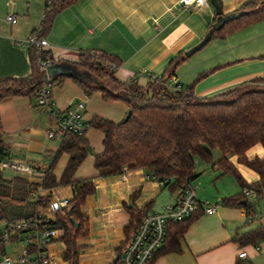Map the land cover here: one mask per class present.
<instances>
[{"label": "crops", "instance_id": "0c3cea01", "mask_svg": "<svg viewBox=\"0 0 264 264\" xmlns=\"http://www.w3.org/2000/svg\"><path fill=\"white\" fill-rule=\"evenodd\" d=\"M247 1L222 0L224 14L235 12ZM178 2L78 0L56 15L50 33L45 36L50 43L49 50L58 63L74 66L80 52L86 50L115 54L122 60L115 72L116 78L124 82L136 78L139 86L146 88L153 76L163 75L171 60L198 44L216 22L217 14L211 2L191 10ZM45 4L46 0H0V79L6 76L26 77L31 73L29 47L20 42L27 40L40 27ZM11 13L19 16L16 24L6 19ZM219 66L222 69L204 80L206 85L202 83L204 86L197 87V96L217 95L255 78L247 73L221 77L237 65L218 64L209 70ZM179 69L167 83L182 85ZM100 82L106 85L104 81ZM100 97L108 101L99 90L89 94L80 83L67 78L55 86L51 102L56 110L84 102V119L88 121L96 115L109 117L92 107L93 99ZM124 105L118 117H113L116 120L108 119L120 121L124 118L128 112L127 105ZM0 119L4 140L10 149L9 158L25 161L38 170L31 175L14 172L11 177H5L1 171L3 177L11 179L24 175L32 182L40 183L49 155L60 146L61 135L48 138L50 130L58 129L56 121L45 107L39 105L36 95H16L0 102ZM96 130L92 127L86 132L93 152L75 174L77 179L92 178L96 186V191L86 198L81 208L87 221V232L78 239L80 264H115L117 256L133 235H128L125 230L131 220L128 209L135 207L147 213L162 212L178 199L180 190L148 178L150 174L144 168L100 176L95 167V155L104 150V134ZM246 155L249 158L264 157V147L257 144ZM69 159L67 153L61 155L54 171L58 180ZM217 159L219 157L214 160ZM230 161L247 182L259 180V174L239 163L238 156H232ZM207 165L202 171L196 169L197 176L192 180V186L201 201L217 205L216 212L197 211L195 220L179 239L180 250L161 251L162 247L152 264H264V239L248 244L234 240L237 235L264 227V195L250 198L256 201L254 216L243 205L225 204L224 198L241 194L242 188L232 174L222 175L219 168L210 163ZM49 192L56 200L73 198L71 186H59L41 193ZM18 248L14 243L3 247L2 251L14 252ZM49 252L54 256L52 264H68L60 239L50 244ZM242 252L246 253V258L240 257Z\"/></svg>", "mask_w": 264, "mask_h": 264}, {"label": "trees", "instance_id": "16d2710c", "mask_svg": "<svg viewBox=\"0 0 264 264\" xmlns=\"http://www.w3.org/2000/svg\"><path fill=\"white\" fill-rule=\"evenodd\" d=\"M77 1L46 0L40 29H35L34 32H38L40 37L47 36L56 15ZM215 1L222 5V0ZM210 2L214 6L213 1ZM241 10L251 13L229 21L222 29L214 32L213 38H225L243 27L263 20L264 0H249L236 11ZM212 28L213 25L210 30ZM48 52L43 51L44 54ZM29 54L32 71L28 76H6L0 79V102L16 95H36L43 85L45 74L38 64L34 46H29ZM187 58L185 54H181L172 59L163 75L142 88L136 78L126 82L116 78L115 72L122 63L117 55L106 51L86 50L80 52L76 66L99 82L104 81L105 86L64 74L54 76L53 81L58 86L67 78L73 79L87 93L99 90L104 99L122 101L132 111V116L127 121H113L98 115L89 120V128L93 127L104 134V150L95 155V167L100 176L144 168L165 186L179 188L197 176L196 157H200L219 168L222 175L232 174L242 188L241 194L224 198V203L243 205L254 216L256 201L249 199L245 190L254 192L258 198L264 195V157L249 158L246 152L257 144L264 147V78L255 77L214 96H197V84L220 69L219 66L201 74L186 89L182 85L180 90L168 88L165 83L176 75V70ZM215 149L220 152L217 160L213 156ZM92 152L86 132H66L61 136L58 150L49 155L40 183L32 182L24 175L7 179L0 171V223L32 218L52 201V193L42 194L43 190L71 186L73 198L70 199L69 209L66 215L59 214L53 225L64 231L59 238L65 247L64 259L68 264H80L78 239L87 232V221L81 208L86 198L96 191V186L92 178L77 179L75 174ZM63 153H67L70 159L58 180L54 171ZM232 156H238L239 163L256 171L260 176L259 180L247 182L230 161ZM9 157L10 149L4 140L0 124V161ZM243 200H247V203L243 204ZM128 210L131 220L125 230L130 235L147 212L135 207ZM196 213L182 222L169 224L161 251L180 250L179 239L195 220ZM261 239H264L263 226L234 238L241 244ZM115 264H121L120 260Z\"/></svg>", "mask_w": 264, "mask_h": 264}, {"label": "built area", "instance_id": "2783aa9c", "mask_svg": "<svg viewBox=\"0 0 264 264\" xmlns=\"http://www.w3.org/2000/svg\"><path fill=\"white\" fill-rule=\"evenodd\" d=\"M179 5L193 9L205 6L210 0H179ZM7 21L11 24L18 22L19 16L14 13L8 14ZM40 27L38 28V30ZM25 46H34L37 50L38 64L44 71L45 78L43 85L37 90L36 97L40 106L45 107L58 125V129L50 130L48 138L54 139L66 132L84 134L89 129V121L84 119L85 103L76 102L64 110H56L51 97L56 84L50 76L48 68L58 61L52 56L47 37H40L34 32L27 40L20 42ZM43 51H49L44 54ZM115 67V65H113ZM159 77V76H158ZM158 77L153 76L151 81ZM168 88L180 90V84L165 83ZM10 169L21 174H34L37 167L25 161L7 158L0 161V171ZM150 179H157L149 175ZM158 180V179H157ZM160 181V180H159ZM164 184L162 181H160ZM178 199L166 206L162 212L145 214L128 244L120 254L121 264H152L158 251L163 247L170 223H178L191 217L199 210L207 214H213L217 205L201 201L192 186V181L179 187ZM246 196L250 199L255 193L245 190ZM70 199H53L50 205L39 210L32 218L19 219L14 221H3L0 223V264H52L54 256L49 252L52 242L63 235V230L53 225L57 216L66 215L69 209ZM17 244L19 248L14 252L2 251V246ZM241 258H246V253H240Z\"/></svg>", "mask_w": 264, "mask_h": 264}, {"label": "rangeland", "instance_id": "374dc122", "mask_svg": "<svg viewBox=\"0 0 264 264\" xmlns=\"http://www.w3.org/2000/svg\"><path fill=\"white\" fill-rule=\"evenodd\" d=\"M218 64H227L228 66L237 65L233 67V69L226 71L221 77L226 75L235 77L236 75L247 73L252 75L251 77L259 76L264 78V19L243 27L225 38L216 37L204 48L197 51L191 57H188L184 64L182 63L181 66H179L180 69L178 70L180 82L184 86V89L197 80L201 74L218 66ZM209 76L197 84L195 93L197 87L201 88L207 84L204 83V80L209 78ZM202 83L204 85H202ZM92 107L106 113L109 117L105 114L101 115L116 120L113 117H118L121 108L125 107V105L122 102L115 103L110 100L104 101L102 97H100V99H93ZM125 117L124 115V118L121 119L124 120ZM91 128L92 127L89 129ZM96 131L99 132L100 130L97 129ZM213 156L214 159L220 157V152L215 149L213 151ZM207 164L209 163L203 161L200 157H196L197 171H202L203 168L208 166ZM14 172L15 171L10 169L2 171L5 177H11Z\"/></svg>", "mask_w": 264, "mask_h": 264}, {"label": "water", "instance_id": "95a60500", "mask_svg": "<svg viewBox=\"0 0 264 264\" xmlns=\"http://www.w3.org/2000/svg\"><path fill=\"white\" fill-rule=\"evenodd\" d=\"M212 1L214 4V8L216 10V14L218 16L217 20L213 24V28L207 33V35L198 44H196L195 46H193L192 48H190L188 51L185 52V55L187 57H191L197 51L204 48L212 40L214 32L222 29V27L226 23H228L229 21H231L233 19L239 18L245 14L251 13V11L241 10V11L232 12L230 14H224L222 5L219 4L218 2H216L215 0H212ZM48 72H49L51 77L64 74V75H67L70 77H78L81 80L96 82L97 84H100V86H104V84H102L98 80L94 79L89 73L82 72L76 66L71 65V64L58 63V62L54 63L53 65H51L48 68ZM151 96H152V94L150 93V97ZM131 116H132V111L128 110L127 115H126L124 120H126V121L129 120ZM242 203L246 204L247 200H243ZM70 213H71V211H70ZM72 221L75 223V220L73 218H72ZM76 225L78 226L79 224H76ZM119 258H120V254L117 256L116 261H118Z\"/></svg>", "mask_w": 264, "mask_h": 264}]
</instances>
